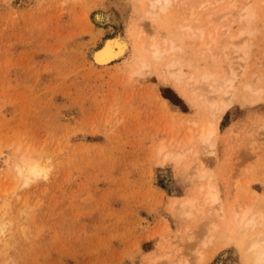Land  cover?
I'll return each instance as SVG.
<instances>
[{
	"label": "rangeland",
	"instance_id": "rangeland-1",
	"mask_svg": "<svg viewBox=\"0 0 264 264\" xmlns=\"http://www.w3.org/2000/svg\"><path fill=\"white\" fill-rule=\"evenodd\" d=\"M133 1L0 0V222L6 223L0 264H170L172 259V264H184L185 255L193 264L197 253L203 264H243L227 233L218 232L210 245H199L198 235L203 237L207 228L202 223L213 211L185 216L177 202L193 198L208 178L225 208L235 197L243 205L252 195L257 208L264 206V0H249L255 18L248 28L252 36L245 35L248 50L241 76L250 82L261 78L255 84L263 94L222 115L209 153L199 148L197 136L211 121L210 112L163 82L157 70L131 81L130 52L106 66L92 63V52L107 39L122 35L131 41L136 29L146 26L149 20L136 14ZM229 1H212V7L217 4L211 12ZM239 1L235 10L244 3ZM236 13L217 24L212 20V27L220 26L213 28L216 39L223 28L234 37L245 28L234 19ZM160 22H147L150 30L138 29L144 32L142 39L166 34L169 28ZM227 39H218L212 51ZM221 56H215L222 60L218 72L225 64ZM184 139L191 140L186 144ZM25 148L41 153L48 167L46 175L27 185L9 166L12 152ZM174 150L183 154L174 159L178 163L171 159ZM197 151L209 168L201 180ZM171 201L177 203L173 211ZM192 230L199 243L193 241L195 246L188 247L194 251H185L182 246L192 244L186 238L196 235ZM188 232L193 235L185 237ZM171 249L174 254L179 250L181 258ZM167 253L172 258L162 259L170 261L159 258Z\"/></svg>",
	"mask_w": 264,
	"mask_h": 264
},
{
	"label": "bare ground",
	"instance_id": "bare-ground-1",
	"mask_svg": "<svg viewBox=\"0 0 264 264\" xmlns=\"http://www.w3.org/2000/svg\"><path fill=\"white\" fill-rule=\"evenodd\" d=\"M212 1L213 2H215V1L220 2L223 0H215V1L214 0H134L133 2H134L135 7L133 9H134V11L136 9V14L139 17H143L144 19L146 18L151 22L161 23L160 21H163L164 24H167V28H169L167 33L164 35H161L160 33L155 32V34L153 36V33L149 31L150 33H152L151 34L152 36L149 38L148 33L145 32V34H147L148 37H145V38L143 37V39H142L141 36H144L143 35L144 32L142 33L143 30L141 32H140V30H138V29H141V27H143L140 25V28L136 29L135 33H133L131 35L130 38H133L131 41L128 40L127 37H125V36L117 35L114 38L107 39L100 48L94 50L91 54V60H92V63L94 65L106 66V65H109L111 61L121 60V59L125 58L126 54H128L130 52L131 59H132V69H133L130 73L131 74L130 80L133 77H135V79H136V78L145 76L147 73L149 74L148 71L153 68V69L157 70L158 73H160V77L163 80V82L170 84L173 88H175L181 94H183L184 96L186 95L187 97L191 98L194 105L196 103H198V104L203 106V107L201 106L202 108L207 109L208 111L207 110H204V111L210 112L211 121L206 123V125L204 127H202V129H200L201 131L199 132V136H197L198 137L197 141H199V143L202 145V147H199V148H201L202 150H204V152H207V153H209V149L211 150L210 152H212L211 148H213L215 145V137L218 133V125H219V122L221 120L222 115L230 107H232L234 104L244 105L246 103V105H247V102L249 100L254 101L256 98L259 99V95L263 94V93H261V89L258 88L259 86L257 87L255 84V82L259 81V79H261V78L255 79L254 77H252L253 80L255 79V82L253 80H251L253 82H250L247 80H243L241 77L242 71L245 67L243 64L244 62H242V61L247 56V50H248V46L245 45V43H247V41H245V39H246L245 35L247 33H249L248 36L249 37H250V35L252 36V33H251V31H249L248 28H249V25L254 23V18H255L254 17L255 12L252 11V9H251L252 7H250L251 5L249 4L250 1L244 0L243 1L244 3L242 2V0L241 1H239V0L234 1L233 0V1H229V3L226 2L228 4L226 5L224 3L226 6L223 5V7L220 8L221 10L216 8L217 10H219L216 12L217 14L215 13L216 16H215V14H213L216 10L211 12ZM225 1H227V0H225ZM238 1L242 2L243 4L241 3L242 5L237 10H235L236 5H237L236 2H238ZM261 2H259V3H261ZM216 4H215V6H216ZM215 6H213V7H215ZM218 6H220V5H218ZM213 7H212V9H213ZM231 10H234L235 12H237L235 14L237 16L234 15L235 16L234 19L237 20L238 23H239L238 19H240V21H243V23L246 24V26L243 24L245 26V28L241 27L240 30H238L239 32L237 31L240 34L235 35L236 38L234 36L228 35V31L230 30V29L229 30L227 29L228 27L223 28V29H226L225 31L221 27V29L223 30V32H222L223 36L218 35L219 36L218 39H221V40H222V38L223 39L229 38V39L224 40V41H227V42H224L225 43L224 46H222L223 44L219 40V45H216V46H218V48H220V43H221L222 47L218 51L214 50L215 48L212 51V47H215L214 45L218 41V39H216L217 33H215V31H214L217 28L213 29L215 26H218V25H215L214 27H212V23L216 21V24H217L218 20L223 21L225 16L227 18V16L230 14V12H233V14H234V11H231ZM218 12L221 15H219ZM221 12H223V13H221ZM263 13H264V11H263ZM233 14H232V16H233ZM212 15H214V18L211 17ZM217 15H219V16H217ZM220 16L222 18L224 16V18L221 19ZM146 19L144 20V22L147 21ZM234 19H233V21H229V19H227V20L229 21V24H230L231 22L235 21ZM140 20H138V21H140ZM212 20H213V22H212ZM149 21H147V22H149ZM144 22H142V24ZM146 23H145V25L147 26L148 23L147 24ZM262 24L264 26V19H262ZM146 26H144L143 28H145ZM137 27H139V26H137ZM218 27H220V26H218ZM146 28L148 29V26ZM148 30H150V29H148ZM254 30H256V29H253V31ZM260 31H262V30H260ZM242 34L244 35V39H242V41H240V39L243 37ZM239 37H240V39H237ZM234 40H236V41L234 42ZM237 40L240 42H238ZM238 43H240V44L238 45ZM229 46L231 47L230 50L232 49L231 51H227V47H229ZM219 55H222L224 57L223 62L225 64H223V65L220 64L221 70H219V72H218V69H217L218 64L220 63L219 61H222V60L217 61V60H215V58L217 56L219 57ZM233 55H235L236 57H233ZM259 64L261 66L263 65V64H261V61L258 63V66L261 67ZM215 70L217 72H215ZM127 74L129 75V73H127ZM155 74H153V75H155ZM263 77H264V75H263ZM127 80H129V79H127ZM258 84H260V83L258 82ZM258 99H256V101ZM161 100H162V103H160V105L166 104V101L164 99L161 98ZM253 101H250V105H251V102H253ZM197 114H199V113H197ZM207 116H209V115H207ZM200 117H202V116H200ZM191 123H192L191 124V126H192L194 122H191ZM197 125H199V124L197 123ZM187 130L190 131L189 129H187ZM188 133L190 134V132H188ZM191 135L192 134H190V136ZM190 136H189V138H190ZM185 139H186V137H185ZM190 140L191 139H188L187 141L185 140V143L186 142L188 143V141H190ZM200 144H198V145H200ZM182 145H183V143H182ZM184 146H186V145H184ZM164 148H166V147H164ZM26 150H27V148H25L24 152H21V151H19V149H16V152H12V156L10 155V157H12V158L14 156L13 163H11L12 166L9 163V166L12 167V169L14 170L17 179L23 185H27L32 180L46 175L47 170H48L47 163H46L47 161L42 160L43 155H41V153L40 154L39 153L36 154L35 152L30 153V152H27ZM32 151H34V150H32ZM161 151H163L162 147H160V149H159V152H161ZM200 152H202V151L194 152L195 158L193 157L194 154L192 153L193 154L192 157L194 158V160L196 159V161H197V160L202 158L201 155H200L201 158L198 155ZM13 153H15V155H13ZM8 155H9V153H8ZM167 155H169V154H167ZM184 156H185V154H184ZM172 157H174V158H172ZM172 157H171V159L178 160L179 158L183 157V154H181L180 151L179 152L175 151V155ZM207 157H209V155ZM12 158H11V160H12ZM161 160L162 159H160V161ZM176 160H174V161H176ZM208 160H209V158H208ZM163 161L164 160H162V162ZM201 161H203V160L201 159ZM201 161H199V169L200 170L198 171L199 173H197V178L199 180L203 179L204 177L207 178V173H208L207 171L209 170V168L207 166H205V167L203 166V165H206V163L204 161L203 162H201ZM176 162L178 163V161H176ZM190 163H191V161H190ZM200 163H204V164H200ZM195 165L193 164L194 170H196ZM182 166L183 165H181V167ZM206 167H207V169H206V171H204ZM190 168L191 167H189L188 172H190ZM197 168H198V165H197ZM192 173L191 174L189 173V175L193 176L194 172H192ZM17 186H19V185L17 184ZM10 190L11 189L9 188L7 192H10ZM2 195H5V194H2ZM249 197H250V195H249ZM251 197L253 199H251V201H249L248 203L246 202V204L243 203V205L238 204L236 201V197H235V202L233 201V203L231 205H228L229 206L228 208H225L223 206V204L221 203V199H220V195H219V191H218L217 187L215 186L213 181H211L210 179L207 178L206 181H204V183L199 184L197 192L193 198H187L181 202H177L178 204L176 203V201H171L173 206H172V209L170 206V209L173 211V209L176 208L175 205L177 204L178 205L177 208L181 207L182 209H186L185 213L183 212L184 214H186L185 216H189L193 211H195V213L198 212L199 214L203 213L205 211H210V212L213 211L212 213H210L211 218L208 216L210 218L209 221L206 220L208 223L206 221H203L204 223L200 222V224L202 223V226L199 224L201 227L206 226L207 227L206 231L201 229V228H198V231H197V229H193V230H195V232L196 231L197 232L205 231L203 234V237L201 235H198V233H195L193 230L190 233L196 234L194 236H192L193 234H190L189 232L187 234L188 236H186V233H185V235H184L185 237H189L191 235L192 236L191 238L193 239L192 240L190 238H186V241H188V242L190 241V243H192V244L187 243L186 246L183 245L182 247H184V248L186 247L185 251H187L190 247L192 248V246H195V244H194L195 240L194 239H195V236L197 238V235H198V240L201 239L200 240L201 244H199V245L205 247L215 237L214 234H216L218 232L223 233V234L227 233L228 235H230L229 241L232 242L238 248V250L240 252V256H241V261L243 264H264V206L261 208H257V206L255 205L256 204L255 201L257 202V200L255 199L256 196L254 197L252 195ZM3 201H2L1 206L3 205ZM246 201H247V199H246ZM241 202H242V200H241ZM0 210H2V209H0ZM181 211H183V210H181ZM181 211H179V214ZM4 215H5V213H4ZM182 216H184V215H182ZM205 223H206V225H203ZM199 225H198V227H199ZM186 230L184 229V231H186ZM5 231H6V223L1 221L0 222V242L4 241V237L6 235ZM219 235H221V234H219ZM174 238L179 239L178 237H174ZM183 239H184V237H183ZM177 242H180V241H177ZM198 243H199V241H198ZM188 246H190V247H188ZM172 247H174V246H172ZM187 247H188V249H187ZM191 248L188 251H190V250H191V252L194 251L193 250L194 248L193 249H191ZM176 249L181 250L179 247ZM172 250L173 249H171V251ZM179 250L175 254L176 255L178 254V256L180 257V251ZM174 252L175 251L173 250L172 253L174 254ZM165 253H166V251H165ZM189 255L192 257L193 254L190 253ZM196 255L195 256L197 257V263L196 262L195 263L201 264L202 263V257H203L202 254L197 253ZM159 258L170 259L172 257H169V253H167L165 255L163 254L162 257H159ZM173 258H175V256H173ZM176 258L179 261V259L181 257L178 258L176 256ZM183 258H184V261L189 264L190 261L187 260L189 258L188 255H185ZM156 259H154V260H156ZM161 259H158V261ZM165 259H162V260H164V261L168 260V259L167 260H165ZM194 259H195V257L192 259L193 261L191 259H189V260H191V262H194ZM172 260L174 261L175 259H172ZM177 260H176V262L178 263ZM148 261H150V260H148ZM164 261H159V263L164 262ZM168 261H170V260H168ZM154 262L155 261H153L152 263H148V262H146V263L153 264ZM172 262L170 264H172ZM185 262H184V264H185ZM195 263H193V264H195ZM163 264H165V263H163ZM217 264H221V262H218Z\"/></svg>",
	"mask_w": 264,
	"mask_h": 264
}]
</instances>
